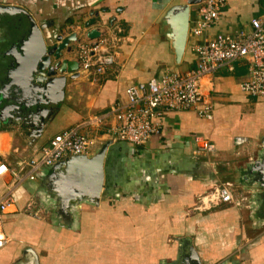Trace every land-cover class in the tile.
Returning <instances> with one entry per match:
<instances>
[{
    "label": "crops",
    "instance_id": "1",
    "mask_svg": "<svg viewBox=\"0 0 264 264\" xmlns=\"http://www.w3.org/2000/svg\"><path fill=\"white\" fill-rule=\"evenodd\" d=\"M187 3L0 0V6L20 7L38 25H46L44 34L50 39L59 31L69 35L71 26L85 39V22L94 12L100 13L95 27L123 29L115 64L102 75L69 77L64 99L41 135L29 134L15 119L0 123V162L9 167L39 155L54 135L72 126L95 138L89 155L108 144L97 204L83 200L66 208L61 190L51 188L52 167L13 189L15 204L3 225L9 240L0 250V264H35V259L39 264H264V171H253L264 169V97L241 89L249 76L246 60L205 80L212 119L195 110L168 111L161 134L142 146L114 141L106 132L114 123L110 106L126 101L127 86L196 66L189 35L176 61L167 17L170 9ZM263 12L264 0H228L206 36L249 31L252 19ZM29 25L23 12L0 14L2 89L10 82L9 70ZM71 45L65 57L75 59L77 43ZM8 92L15 102L21 98L16 86ZM95 115H105L104 123L88 126L86 120ZM196 136L212 142L214 153L195 155ZM10 181L9 174L0 176V197ZM221 185L231 188L233 202L206 204L205 196Z\"/></svg>",
    "mask_w": 264,
    "mask_h": 264
},
{
    "label": "built area",
    "instance_id": "2",
    "mask_svg": "<svg viewBox=\"0 0 264 264\" xmlns=\"http://www.w3.org/2000/svg\"><path fill=\"white\" fill-rule=\"evenodd\" d=\"M227 4L228 0H200L191 5L194 18H190L188 35L194 40L191 51L196 56V66L183 74L165 72L127 86L126 101H116L110 106L109 113L113 115L114 123L106 132L112 140L135 146L146 144L161 134V119L168 111L195 110L200 117L212 119L213 109L204 92L205 80L236 61L246 60L249 66V76L240 84L241 89L251 96L264 97V12L252 19L249 31L207 37V31L220 19ZM98 28L101 35L93 39L87 36L79 39L81 35L74 31L73 26L68 31L69 34L76 32L78 36L75 60L79 63L80 75L104 74L119 55L122 27L115 25L108 31ZM105 119V115H95L89 117L86 124L99 127ZM195 142V155L214 153L212 142L200 136L195 137ZM95 144V138L84 133L80 126H72L54 135L40 149L39 155L25 159L19 166L9 167L0 162V176H11L0 197V250L9 240L3 225L5 215L15 204L13 189L25 180L36 179L43 168L53 167L68 156L89 155ZM205 198L206 204L233 202L231 188L226 185H221ZM202 204L206 206L203 200Z\"/></svg>",
    "mask_w": 264,
    "mask_h": 264
},
{
    "label": "water",
    "instance_id": "3",
    "mask_svg": "<svg viewBox=\"0 0 264 264\" xmlns=\"http://www.w3.org/2000/svg\"><path fill=\"white\" fill-rule=\"evenodd\" d=\"M198 2L200 0H188L187 5L175 6L167 13L177 62H180L187 44L190 7ZM18 12L27 15L30 25L27 37L17 46L16 52L20 53L16 57V65L9 70L10 82L3 89L0 88V123L15 119L21 122V127L27 129L29 134L41 135L46 123L64 99L68 78L80 76L78 61L65 57V51H72L71 43L77 42L78 36L76 33L58 34L50 39L44 34L46 25H38L24 9L0 6V14ZM99 16V12H94L85 22L84 27L88 30L86 35L90 39L101 35L100 29L95 27ZM9 86H16L17 94L21 97L17 102L9 95ZM107 147L108 144L103 145L93 155L68 156L52 167L50 176L54 183L51 188L57 192L68 190V193L60 191L67 204L66 208L83 200L98 203L104 186ZM259 170L264 171L260 167H253V171ZM35 260V264H39Z\"/></svg>",
    "mask_w": 264,
    "mask_h": 264
},
{
    "label": "rangeland",
    "instance_id": "4",
    "mask_svg": "<svg viewBox=\"0 0 264 264\" xmlns=\"http://www.w3.org/2000/svg\"><path fill=\"white\" fill-rule=\"evenodd\" d=\"M74 206H76L75 204L73 205V209H74ZM73 218H75V217H73Z\"/></svg>",
    "mask_w": 264,
    "mask_h": 264
},
{
    "label": "flooded vegetation",
    "instance_id": "5",
    "mask_svg": "<svg viewBox=\"0 0 264 264\" xmlns=\"http://www.w3.org/2000/svg\"><path fill=\"white\" fill-rule=\"evenodd\" d=\"M59 34H63L62 31H61V33H60V31H59Z\"/></svg>",
    "mask_w": 264,
    "mask_h": 264
}]
</instances>
